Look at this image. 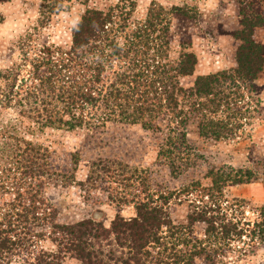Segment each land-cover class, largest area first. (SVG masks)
Instances as JSON below:
<instances>
[{"label":"rangeland","instance_id":"rangeland-1","mask_svg":"<svg viewBox=\"0 0 264 264\" xmlns=\"http://www.w3.org/2000/svg\"><path fill=\"white\" fill-rule=\"evenodd\" d=\"M153 4L174 13L165 16L170 28L171 65L181 52H193L203 67L210 62L216 66L222 59L229 62L206 74L235 70L242 43L234 35L242 29L241 22L257 15L260 22L261 16L264 20V0H0V197L13 198L17 192L13 183L28 180L22 174L28 169L24 170L18 153L34 148L43 167V176L36 183L48 205L44 209L54 211L57 223L71 225L95 219L110 228L118 216L133 219L140 203L154 201L164 207L172 226L179 228L171 233L163 230L169 253L191 254L192 247L199 246L198 250H204L193 264H264V235L260 233L264 224V71L252 85L226 91L229 107L208 105V115L216 111L208 116L214 124H229L228 129L233 130L229 138L200 136L202 116L197 112L189 115L187 149L175 162L166 159L165 153L160 156L166 136L156 129L125 122L77 129L47 123L46 117L68 108L66 103L57 102V97L69 96L68 91L74 88L72 77L79 78L82 68L64 70L61 78L65 82L57 83L52 91L46 90L40 79L44 81L53 63L71 50L73 31L86 12H108L124 5L133 11L126 31L129 34L147 20ZM126 33L119 34V42H124ZM254 39L264 45V26L254 29ZM199 73L197 70L184 84L195 83ZM81 84L74 88L76 92L82 89ZM35 88L41 94L37 99L32 98ZM71 111L82 115L81 109ZM93 113L95 118L100 116ZM89 121L98 124L96 119ZM161 123L163 129L169 124ZM239 170L250 171L246 179L251 182L227 186L214 198L204 194L203 189L212 187L210 172L236 175ZM6 191L10 193L6 195ZM173 193L181 194L172 197ZM161 196L172 198L167 203L158 200ZM215 201H219L216 218L239 223L243 235L228 239L220 229L207 235L205 223L188 229L193 211L211 207ZM178 231L179 236H173ZM15 232V240L24 246L14 252L10 264H37L41 253H58L50 227H35L31 234L22 229ZM114 238L102 245L104 253L118 263L128 257L129 249L117 245ZM61 264L82 262L68 254Z\"/></svg>","mask_w":264,"mask_h":264},{"label":"trees","instance_id":"trees-1","mask_svg":"<svg viewBox=\"0 0 264 264\" xmlns=\"http://www.w3.org/2000/svg\"><path fill=\"white\" fill-rule=\"evenodd\" d=\"M132 12L124 5H118L108 12H86L73 31L71 50L63 52L64 56L53 63L52 69H49L50 75L44 77V81L40 79L42 86L52 91L56 89L57 83L64 81L61 78L64 70L81 67L82 75L79 78L74 75L72 78L74 88L76 85L78 88L82 81V89L76 92L72 88L68 91L69 96H58L57 102L66 103L68 108L63 113L55 111L46 117L47 123L77 129L84 126L98 128L108 122H125L141 125L146 130L156 129L162 136H166L160 148V156L165 153V158L171 162L178 161L180 153L187 149L186 127L192 112L202 116L200 136L216 140L232 136L233 130L228 129L229 124L223 125L220 122L215 125L214 119L208 117L216 113L213 111L208 115V105L215 106V109L229 107L226 91L245 88L247 83L252 85L263 73L264 45L254 39V29L264 26L263 17L261 22L258 15L241 22L242 29L235 33L234 38L242 43L237 50L235 70L197 76L194 86L184 87L181 79L194 76L199 62L193 52H181L178 61L174 65L170 64V28L165 16L174 14L173 11L168 12L164 7L153 4L147 20L127 34ZM121 33L127 34L123 43L119 42ZM150 54L154 57L150 58ZM38 92L36 89L31 97L39 98L41 94ZM219 96L225 97L216 101L211 99ZM75 109H81L82 115H74L71 110ZM93 112L100 113V116L95 118ZM95 119L98 124L89 121ZM163 121L169 122L165 129L162 128ZM33 151L34 148H28L18 153L24 170L28 169V172H22L28 180L13 183L17 190L13 198L0 197L2 264H10L11 257L16 255L14 252L24 246L19 243L20 240H15V230H28L31 234L35 227H50L53 242L59 246L58 253H41L37 264H61L63 257L68 254H73L82 264H193L195 257L203 253L204 249L198 250L199 246L192 247L191 254L173 252L175 247L171 249L173 253H169L165 243L168 236L164 235L163 230L166 228L171 233V230L173 232L179 228L172 226L164 207L154 204V201L140 203L137 216L133 219L126 220L118 216L110 228L95 219L71 225L57 223L54 211L50 207L44 209L47 204L41 195L40 184L36 183L43 176V167L37 161L40 157ZM235 174L210 172L208 177L212 180V187L203 189L204 194L214 198L215 194H221L227 186L251 182V179H246L250 171L239 170ZM26 186L31 190H25ZM9 193L6 191V195ZM172 197L161 196L158 200L167 201ZM217 204L219 201L202 210L196 208L188 218V229L196 223H205L208 227L207 235H214L219 229L228 239L243 235L244 229L240 230L239 223L216 218L214 213ZM261 228L260 233L264 235V224ZM179 234L180 231L173 236ZM111 236H115L117 245L129 249L128 257H122L118 263L103 251L102 242Z\"/></svg>","mask_w":264,"mask_h":264},{"label":"crops","instance_id":"crops-1","mask_svg":"<svg viewBox=\"0 0 264 264\" xmlns=\"http://www.w3.org/2000/svg\"><path fill=\"white\" fill-rule=\"evenodd\" d=\"M226 41H227V39H226ZM209 51V54L210 55H212V54H214V52L213 51H211V50H208ZM219 64H217L216 66H215V64L213 65V63H211L210 62V64H207V65H205L204 67H203V64H198V65H200V68H199V66H197L198 68L196 69V71L198 70V71H200V73H199V75L198 76H201V75H208L209 73H207L206 74V72L205 71H211V70H214V68H218V67H220V66H227V64L229 63V62H227V60H225V59H222L220 62H218ZM230 66H234L233 64H232V62H230ZM211 68H213V69H211ZM226 68V67H225ZM191 77H193V76H191ZM191 77H185V78H182L181 79V83H182V85L183 86H185V87H192V86H194V84L195 83H193L192 81V83L190 82V83H187V84H184V80H188V79H190ZM195 78H197V77H195ZM187 82V81H186Z\"/></svg>","mask_w":264,"mask_h":264}]
</instances>
